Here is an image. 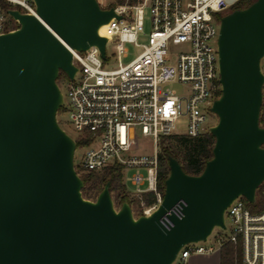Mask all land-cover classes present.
<instances>
[{
	"label": "water",
	"instance_id": "obj_1",
	"mask_svg": "<svg viewBox=\"0 0 264 264\" xmlns=\"http://www.w3.org/2000/svg\"><path fill=\"white\" fill-rule=\"evenodd\" d=\"M33 1L37 15L8 10L19 27L0 34V264H174L187 244L227 229L235 199L256 203L264 182V0L220 20L213 157L190 175L170 156L162 202L139 216L129 202L117 207L109 181L96 199L84 197L77 142L58 121V79L78 71L72 50L96 45L104 58L100 29L121 16L99 0ZM181 199L184 215H172L167 229L160 219Z\"/></svg>",
	"mask_w": 264,
	"mask_h": 264
},
{
	"label": "built area",
	"instance_id": "obj_2",
	"mask_svg": "<svg viewBox=\"0 0 264 264\" xmlns=\"http://www.w3.org/2000/svg\"><path fill=\"white\" fill-rule=\"evenodd\" d=\"M244 0H139L136 4L115 6L120 19L113 17L105 26L107 38L103 58L98 46L92 45L79 52L72 50L78 71L64 96L63 110L83 146L76 149L75 167L84 172H102L112 165H121L124 171L145 169L147 176L136 172L132 183L137 186L132 196L154 192L156 203L144 207L142 214H150L162 202L158 190L160 139L169 135L197 137L209 132L208 114L213 102L221 95L218 38L219 13ZM151 14L148 42L140 44L145 35L144 14ZM37 15L33 0H0V34L13 31L19 22L8 10ZM113 45L112 54L108 44ZM139 49L128 63L126 44ZM116 61L110 67V63ZM264 73V56L260 61ZM182 84L186 93L170 89V84ZM186 116L187 132L176 131L175 122ZM137 133L151 137L155 143L153 154H130L131 143ZM81 152V161L76 156ZM147 182V187L141 186ZM258 210L254 211L244 197L235 199L227 208L231 226L229 236H217L220 254L227 242L240 245V264H264V193ZM186 202L181 199L161 217L160 222L170 229L172 215L181 218ZM227 226V222H226ZM227 229L228 226H227ZM226 229V230H227ZM211 237V236H210ZM209 237V238H210ZM208 238V240H209ZM207 240V241H208ZM200 241L189 243L179 252L176 263L189 264L193 256L215 253L214 247H205Z\"/></svg>",
	"mask_w": 264,
	"mask_h": 264
},
{
	"label": "trees",
	"instance_id": "obj_3",
	"mask_svg": "<svg viewBox=\"0 0 264 264\" xmlns=\"http://www.w3.org/2000/svg\"><path fill=\"white\" fill-rule=\"evenodd\" d=\"M139 0H120V4L128 2L133 5ZM254 0H244L235 9L248 7ZM115 7L109 4L106 8ZM64 74L61 72V75ZM264 92V91H263ZM61 109L60 111H62ZM260 124L264 126V100L261 108ZM215 137L205 133L197 137L188 135H169L160 139L159 165H158V190L165 193V182L170 174L169 157H175L183 170L190 175H199L203 172L206 163L213 157ZM78 148L83 146L82 141L77 140ZM124 169L121 165H112L102 172H84L81 177L84 181L83 195L88 199H96L106 183H111L110 191L113 199L120 207L124 202H129L131 207H136L138 216L142 215L144 207H150L156 203L154 192H145L141 196H132L124 183ZM264 193V182L258 188V199ZM254 211L258 210L259 203L251 205ZM241 248L232 242L225 243L221 250L218 264H240Z\"/></svg>",
	"mask_w": 264,
	"mask_h": 264
},
{
	"label": "rangeland",
	"instance_id": "obj_4",
	"mask_svg": "<svg viewBox=\"0 0 264 264\" xmlns=\"http://www.w3.org/2000/svg\"><path fill=\"white\" fill-rule=\"evenodd\" d=\"M99 2L101 3V5L104 8H106V6L109 4H113L115 6L120 4V0H99ZM235 7H236V5L230 9H228V10H225V11L219 13V16L222 17L223 15L234 10ZM144 17H145L144 18L145 35H142L139 38L138 42L140 44H145L148 42V34L151 31V14H150V10L148 8L145 10ZM125 47L127 49V57L123 58V63H128L137 56L139 49L136 45H134L132 43L126 44ZM112 49H113V45L111 43H109L108 44L109 55L112 54ZM110 64H111L110 65V67H111L113 64H116V61H114L113 63H110ZM58 84L61 88L63 95L66 97L69 86L72 84V80L70 78H68L67 75L64 73L61 75V77H59ZM168 87L170 89L175 90L179 94H184L187 91V88L184 85L178 84V83L177 84H175V83L170 84ZM263 91H264V89H263ZM58 121H59L61 127L63 129H65L67 133H69L73 137L77 136V132L72 125L68 111H66V110L59 111ZM217 122H218L217 115L212 113V112L209 113L208 114V123L210 125H215V124H217ZM187 125H188L187 117L186 116L180 117L175 122L176 131L180 134H185L187 132ZM154 150H155V143H154L153 139L151 137L143 136L142 134L137 133L136 136L134 137V139L132 140L130 154H137V155L153 154ZM80 161H81V152L79 151L77 153V156H76V163H79ZM136 172L141 173L144 177L147 176V171L145 169H139V170L129 169V170H126L123 172L124 183H125L128 191L130 192V195H131V192H135L137 190V186L132 183V176ZM146 187H147V182H145L144 185L141 186V189H145ZM258 197L259 196H258V191H257V198ZM137 212H138V210L135 207L134 213L136 216H138ZM226 222H227V226L229 229L222 230L219 228H215V230L213 231L209 240L207 242L201 243V245H203L205 247H214L215 253L211 256H207V255L193 256V258L190 260L189 264H218L220 254H217V251L219 249V243L217 242V236L220 235L223 238H227L229 236V232H230L229 230H230L231 222H230L228 217L226 218ZM174 264H178V263L175 262Z\"/></svg>",
	"mask_w": 264,
	"mask_h": 264
},
{
	"label": "bare ground",
	"instance_id": "obj_5",
	"mask_svg": "<svg viewBox=\"0 0 264 264\" xmlns=\"http://www.w3.org/2000/svg\"><path fill=\"white\" fill-rule=\"evenodd\" d=\"M105 26H106V25L102 26L101 29H100V32H101L102 34L105 33Z\"/></svg>",
	"mask_w": 264,
	"mask_h": 264
}]
</instances>
